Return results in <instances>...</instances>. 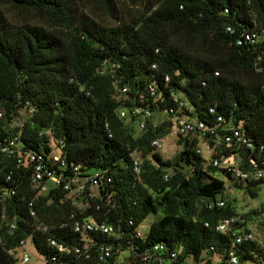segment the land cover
<instances>
[{
  "label": "trees",
  "instance_id": "1",
  "mask_svg": "<svg viewBox=\"0 0 264 264\" xmlns=\"http://www.w3.org/2000/svg\"><path fill=\"white\" fill-rule=\"evenodd\" d=\"M248 34L255 43L245 41ZM150 85L160 95L156 103ZM172 93L193 106L192 117L209 123L224 116L264 145V0H0V142L17 134L13 121L25 112L23 156L50 155L63 142L69 173L83 165L84 173L107 170L113 178L97 197L87 190L75 207L63 189L41 193L27 162L0 154V264H20L23 240L31 239L45 258L57 255L49 238L83 245L74 225L89 221L117 228L116 237L89 236L111 245L112 258L61 255L60 264H118L121 253L131 263L136 252L159 243L180 250L177 264L199 262L211 246L220 255L233 249L242 264H264L263 245L233 246L214 230L220 220L238 217L237 227L251 231L248 220L262 215L264 205L247 217L231 203L215 205L224 200L226 184L213 172L225 171L204 167L208 161L191 142L185 147L187 138L179 136L183 152L172 160L152 148L176 127ZM147 105L169 119L155 132L152 120L135 131L137 121L121 113ZM135 152L143 161L139 176L132 169ZM232 153L223 148L220 158ZM258 162L264 168V159ZM227 177L236 187L246 184L252 198L264 185ZM150 214L156 218L143 242L135 230Z\"/></svg>",
  "mask_w": 264,
  "mask_h": 264
},
{
  "label": "built area",
  "instance_id": "2",
  "mask_svg": "<svg viewBox=\"0 0 264 264\" xmlns=\"http://www.w3.org/2000/svg\"><path fill=\"white\" fill-rule=\"evenodd\" d=\"M245 41L255 43L256 36L248 34L244 36ZM243 42H239L241 45ZM154 69L156 66L153 67ZM101 73H105L104 70ZM169 77L166 82H169ZM127 89H122L121 93L125 94ZM148 95L154 103L160 99L157 93V88L150 85ZM172 100L177 105L176 110L170 111L171 120L175 123L177 134L180 137L187 138L188 142L194 145V150L198 155H201L205 160L204 149L208 150L209 165L214 168L223 169L226 176H230L234 180L242 183H252L264 180V168L260 166L259 159H264V145L256 146L254 141L247 136V134L232 121H227L224 116H216L217 113L214 108L210 109V114L216 116L215 120L206 123L191 116L194 112L193 106L186 100L181 99L178 93H172ZM147 105L146 107L137 106L132 109L130 113L124 111L121 113L122 118L134 119L137 121L138 132L146 129L148 121L152 119L154 113ZM35 112L34 108L30 109V114ZM16 118L13 121L12 127L18 132L16 135L7 137L0 142V154L8 158H17L18 163L27 162L33 169L32 183L37 186L41 193L48 194L53 189H63L67 192L68 198L72 200L75 207L83 204L82 200L85 198V193L89 190V197L94 198L99 194L101 187L109 186L112 183V176L107 170L95 171L93 173H84L82 171L83 165L73 167L71 173L67 168V163L62 156V147L55 153L50 155H40L34 152H27L23 156L22 142L20 140L21 134L25 125L24 115ZM2 113L0 117H2ZM156 125L153 126V131L156 130ZM163 147V140L156 138L152 141V148L154 151H159ZM229 148L236 162H229L220 158V150ZM244 156L248 159L245 161ZM256 156L257 160L254 158ZM133 165V173L136 176L141 175L143 169V161L141 155L137 152L131 155ZM208 161V160H207ZM262 164V163H261ZM264 164V163H263ZM167 179L168 176H165ZM218 207H225L226 202L219 200L215 203ZM211 204L209 207H212ZM240 219L238 217H230L220 220L215 226L214 230L223 237L231 239L234 245H243L249 242H260L252 231H246L238 228ZM133 223L130 222V225ZM207 228H213L210 223H206ZM15 224L10 225V231L16 229ZM46 231V228H42ZM74 231L83 236V245L66 246L57 242L53 238L48 239L49 246L54 249L57 255L46 258V264H60L59 256H73L76 261H87L94 256L99 261H106L113 256V247L105 242H98L95 238H90L91 235L117 236V228L106 223H97L93 221L84 223H75ZM135 236L140 241H145L147 236H143L139 227L135 230ZM1 240V235H0ZM28 241V240H27ZM26 240L20 242V248H23ZM134 250V249H133ZM179 251L173 250L164 243L155 244L150 249L142 253H135L133 262H125V254L121 253L118 259V264H177L179 261ZM20 264H29L30 256L24 254L19 258ZM62 264V262H61ZM183 264H242L237 253L231 249L225 251L220 255L214 246L209 247L200 257L199 262L189 258ZM247 264V263H245ZM253 264V263H252Z\"/></svg>",
  "mask_w": 264,
  "mask_h": 264
},
{
  "label": "rangeland",
  "instance_id": "3",
  "mask_svg": "<svg viewBox=\"0 0 264 264\" xmlns=\"http://www.w3.org/2000/svg\"><path fill=\"white\" fill-rule=\"evenodd\" d=\"M129 5L132 7L133 2L130 1ZM133 9L136 8L134 7ZM127 12L128 11H125V13ZM167 119H169V113L165 111L154 113L151 120H154L155 123H162ZM135 131H139L138 128H136ZM162 140L163 147L161 150L157 151V153L164 159H175L183 152V147L180 146L178 142L179 136L177 134L176 127H174L172 132ZM204 155L208 160V164L204 167H208L209 159L208 150L206 148L204 149ZM213 173L215 177L225 182L226 188L223 198L226 203H231L236 208L237 214L240 217H247L250 212L257 210L264 205V185L260 188L258 195L255 198H252L247 192V189H245L246 184L242 188L236 187L233 181H230L229 178L221 171L216 170ZM155 216V214H150L147 219L139 226V230L144 237L148 235L150 228L156 218ZM248 228L254 232L258 240L264 244V213L258 217L252 216L250 220H248ZM24 254H28L30 256L31 260L29 264H46V258L38 253L31 239L27 241L23 248H20L17 251L19 258Z\"/></svg>",
  "mask_w": 264,
  "mask_h": 264
},
{
  "label": "crops",
  "instance_id": "4",
  "mask_svg": "<svg viewBox=\"0 0 264 264\" xmlns=\"http://www.w3.org/2000/svg\"><path fill=\"white\" fill-rule=\"evenodd\" d=\"M153 121V123L156 125V126H158L159 124H161V123H155V121L154 120H152ZM227 161H229V162H236L237 161V159L236 158H234V157H231V158H228L227 159Z\"/></svg>",
  "mask_w": 264,
  "mask_h": 264
},
{
  "label": "water",
  "instance_id": "5",
  "mask_svg": "<svg viewBox=\"0 0 264 264\" xmlns=\"http://www.w3.org/2000/svg\"><path fill=\"white\" fill-rule=\"evenodd\" d=\"M188 143H189L188 141L185 142V147H187ZM229 180H230V179H229ZM230 181H231V180H230Z\"/></svg>",
  "mask_w": 264,
  "mask_h": 264
}]
</instances>
